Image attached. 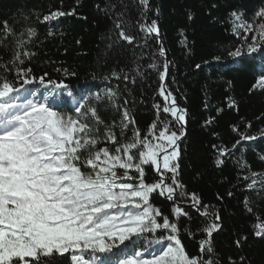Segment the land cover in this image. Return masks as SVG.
Returning a JSON list of instances; mask_svg holds the SVG:
<instances>
[{"label":"snow or ice","instance_id":"6c2138e0","mask_svg":"<svg viewBox=\"0 0 264 264\" xmlns=\"http://www.w3.org/2000/svg\"><path fill=\"white\" fill-rule=\"evenodd\" d=\"M136 3L143 11L135 27L159 37L157 22L143 19L150 11L149 0ZM96 8L107 15L115 5L97 4ZM74 14L75 10H56L37 19L47 25ZM123 17V12L111 17L115 43L133 44L136 37L127 32L133 24ZM229 20L232 34L242 43L228 50L227 55L233 60L241 58L242 64L243 57H251L250 70L260 74L253 87L264 89V7L254 10L251 20L245 19L242 11L233 10ZM0 28V38L10 39L14 45L12 59L0 65L14 74L11 80L0 75V264H63L65 259L70 264H220L213 242L214 234L223 229L220 212L204 203L198 193L189 191L180 176L188 112L163 83L169 75L170 61L148 65L162 81L158 95L163 105H153L159 128L154 121L142 136L127 107L129 101L117 103L118 90L109 84L102 94L81 95L73 106L68 98H74V92L68 83L52 79L46 72L37 77L24 66L34 55L28 45L38 36L35 28L17 33L7 21L0 22ZM48 35H53L51 30ZM254 53L258 54V63L257 57L251 55ZM158 54L166 55L162 43ZM214 59L220 62L221 57ZM195 67L201 69L202 65ZM64 74L76 75L67 69ZM110 78L123 80L126 90L128 83H136L127 73L121 76L113 71L103 77L104 81ZM92 87L98 89L100 85ZM105 100L120 113L118 123L106 124L99 116L97 104ZM161 112L171 119L159 120ZM211 123L210 119L205 125ZM233 131L240 139L232 149L212 146L217 152V167L225 165L226 159L245 142L264 136V129L258 135L239 132L235 126ZM260 159L264 162V156ZM146 169L155 176L151 182ZM256 177L261 179L257 181ZM250 178L248 189H254L257 183L264 188V173L251 172L243 177ZM228 195L232 196V192ZM157 196L171 202L172 219L153 203ZM217 199L223 198L217 195ZM244 204L252 213L247 199ZM197 217L204 219L203 227ZM182 220L196 225L185 228L183 234L192 236L198 230L204 237L198 242L196 256H190L182 242ZM256 220L251 226L253 236L264 239V218L257 216ZM149 236L153 239H147ZM247 239L238 238L236 247L240 248ZM145 241L160 246L148 251L151 258H145L144 251H136ZM239 262L246 264L243 256ZM228 264L237 262L229 257Z\"/></svg>","mask_w":264,"mask_h":264},{"label":"trees","instance_id":"16d2710c","mask_svg":"<svg viewBox=\"0 0 264 264\" xmlns=\"http://www.w3.org/2000/svg\"><path fill=\"white\" fill-rule=\"evenodd\" d=\"M97 4L102 7L111 4L115 8L106 15L96 8ZM149 7L143 19L147 23L157 22L159 37L147 35L135 27L143 11L136 0H123V3L121 0H0V22L7 21L17 33L27 27L35 28L38 36L28 45L34 55L24 66L31 68L37 77L46 72L50 78L68 83L74 92V98H68L73 106L74 100H79L81 95L102 94L109 84L114 91L118 90L117 103L129 101L127 107L142 136L152 122L158 123L153 105H163L158 95L162 81L157 71L148 65L153 62L162 65L164 59L170 61L169 75L163 83L188 112L187 136L181 143L180 176L189 191L198 193L204 203L220 212L223 229L213 237L220 264H228L229 257L240 264L241 256L246 264H264V239L254 237L251 227L257 222V216L264 218V188L257 183L250 190L247 185L252 182L251 178L243 179L251 172L264 173V162L260 159L264 156V136L245 142L226 159L225 165L219 167L214 163L217 152L212 147L215 144L232 149L240 139L233 126L239 132L252 135L264 129V89L253 87L260 74L250 70L251 57H243L242 64L241 58L233 60L227 55L228 50L242 43L231 32L229 13L242 11L244 18L251 20L254 10L264 7V0H149ZM56 10L65 13L75 10V14L47 25L37 19ZM121 12L123 18L133 24L127 29L128 34L136 37L133 44L115 43L117 36L111 17ZM50 30L51 36L48 35ZM2 32L0 28V34ZM160 43L165 49L164 57L158 54ZM13 51L11 40L0 38V65L12 59ZM251 55L257 57L258 63V54ZM216 56L221 57L220 62L215 61ZM196 64H201L202 68L196 69ZM65 69L76 75L65 76ZM113 71L121 76L127 73L136 83H128L126 90L123 80L104 81L103 77L110 76ZM0 75H7L9 80L14 78L4 67H0ZM96 84L100 85L98 89L92 87ZM97 107L106 124L119 122L120 113L106 100L99 102ZM164 119L171 118L159 113V120ZM210 119L212 123L205 125ZM240 164L248 167L241 168ZM146 172L149 182L155 179L152 170L146 169ZM255 179L259 181L261 177ZM230 191L232 196L228 195ZM217 195L223 199L218 200ZM246 199L252 213L246 211ZM153 203L172 219L170 201L157 196ZM192 215L195 217L196 213ZM197 221L200 227L204 226L202 217H197ZM180 223L187 253L198 255V242L203 235L198 230L192 236L183 234L185 228L193 229L196 225L186 220ZM241 236L248 239L237 248L235 241ZM63 264L70 262L65 259Z\"/></svg>","mask_w":264,"mask_h":264},{"label":"rangeland","instance_id":"374dc122","mask_svg":"<svg viewBox=\"0 0 264 264\" xmlns=\"http://www.w3.org/2000/svg\"><path fill=\"white\" fill-rule=\"evenodd\" d=\"M118 174H119V173H118ZM155 235H157V234H155ZM147 239H153V237H147ZM159 247H160V246L157 245V244H155V243H153V244H151V245H148V244L146 243V241H145L143 247L138 246L137 249H136V251H144V252H145V258H151V257L148 255V251H156V250L159 249ZM145 249H147V251H145ZM130 254H132V253H130Z\"/></svg>","mask_w":264,"mask_h":264}]
</instances>
